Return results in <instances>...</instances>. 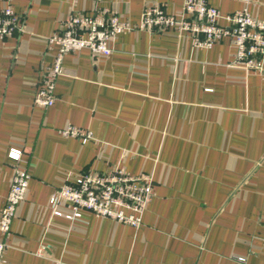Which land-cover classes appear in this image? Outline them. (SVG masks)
<instances>
[{"label":"crops","instance_id":"1","mask_svg":"<svg viewBox=\"0 0 264 264\" xmlns=\"http://www.w3.org/2000/svg\"><path fill=\"white\" fill-rule=\"evenodd\" d=\"M184 1L0 0L24 24L0 42V210L15 174L10 149L30 174L3 264H264V72L233 65L230 37L204 49L175 32L120 35L110 58L68 54L55 105L34 104L57 53L49 38L71 15L110 10L139 25L147 7L179 17ZM208 1L223 16L247 9L264 21V0ZM71 126L94 139L62 136ZM114 166L154 180L140 229L52 216L68 174Z\"/></svg>","mask_w":264,"mask_h":264},{"label":"built area","instance_id":"2","mask_svg":"<svg viewBox=\"0 0 264 264\" xmlns=\"http://www.w3.org/2000/svg\"><path fill=\"white\" fill-rule=\"evenodd\" d=\"M243 1L248 3L250 0ZM223 20L228 22L227 27L221 25ZM23 25V18L12 6L5 7L0 11V42L23 32ZM134 31L175 32L180 37L192 38L195 47L204 49H211L230 37L236 48L233 65L247 72H264V21L254 18L247 9L223 16L208 0H185L181 16L168 15L162 8L150 6L145 9L139 25L121 20L110 10L92 16L78 13L71 15L61 31L49 38L50 46L57 47V53L51 65L41 68L34 104L43 109L55 105L56 82L64 73V60L68 54L87 50L94 59L110 58L119 36ZM60 133L82 143L94 139L90 131L73 126ZM22 155L23 151L18 149L8 152L9 158L15 162V174L6 204L0 210V264L4 263L12 223L28 191L30 174L22 164ZM154 196L155 184L151 176L132 175L126 168L114 166L106 173L88 170L68 174L52 194L49 206L52 216L65 217L71 222H81L87 214H92L98 219H110L140 229L143 215ZM62 206H66L70 214L62 213ZM43 251L44 248L40 254Z\"/></svg>","mask_w":264,"mask_h":264},{"label":"trees","instance_id":"3","mask_svg":"<svg viewBox=\"0 0 264 264\" xmlns=\"http://www.w3.org/2000/svg\"><path fill=\"white\" fill-rule=\"evenodd\" d=\"M144 216V215H143Z\"/></svg>","mask_w":264,"mask_h":264}]
</instances>
